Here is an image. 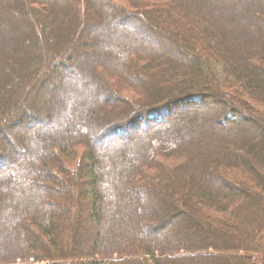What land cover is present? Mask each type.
I'll return each mask as SVG.
<instances>
[{
	"label": "trees",
	"instance_id": "16d2710c",
	"mask_svg": "<svg viewBox=\"0 0 264 264\" xmlns=\"http://www.w3.org/2000/svg\"><path fill=\"white\" fill-rule=\"evenodd\" d=\"M123 1L131 7L0 0V264H264V0H169L189 24L173 19V29H161L141 0ZM140 25L147 37L135 31ZM71 55L85 60L72 66ZM58 66L72 78L55 74ZM102 67L161 94L136 104L109 87ZM58 81L67 89L53 96L59 111L50 113L71 124L56 131L45 120L31 136L37 142L23 148L18 132L41 114L32 94ZM170 104L174 114L200 115L201 128L118 137L139 126L129 121L135 110L146 112V127L170 119L162 111ZM244 121L252 132L240 131ZM110 129L117 140L97 146ZM81 141L87 148L74 151ZM178 147L190 150L189 169L162 164L136 175Z\"/></svg>",
	"mask_w": 264,
	"mask_h": 264
},
{
	"label": "rangeland",
	"instance_id": "374dc122",
	"mask_svg": "<svg viewBox=\"0 0 264 264\" xmlns=\"http://www.w3.org/2000/svg\"><path fill=\"white\" fill-rule=\"evenodd\" d=\"M141 1H142L141 3L144 5L143 9H147L149 11L148 13L154 19L159 21V23L162 25L161 29H162L163 26H164V28L166 27V28L173 29L172 25L176 24V22H173V19H178V22L183 23V25L189 26V24H186V23L183 22V19L185 18V16H184V18H181V16L179 14H177V12L182 9L181 6H178V7L171 6V2H169V0L155 1V4H152V0H141ZM122 2H123L122 4H124V5L128 6V7H131L130 4L127 5L126 1L122 0ZM39 7L41 8L42 6L39 5ZM125 9H127L126 11H128V10L131 11L130 8H125ZM135 20H137V19H135ZM92 22H93V24L98 22L97 17L94 18V19L91 18L90 23H92ZM132 22L133 21H130V23H132ZM86 23L88 24V22H86ZM155 25H156V27L160 28L158 23H156ZM193 27H195L194 30H196L200 26L195 24V26H193ZM135 31L138 34H141L144 37H147L146 33H144V31H145L144 27H141V25L138 28H136ZM99 36H100V33L96 35V37H99ZM191 37H193V33L191 34ZM83 38H86V37H83ZM155 38H157L156 41H158L159 43L161 42V44L159 46H163L162 43L164 44V39H162L161 36H156V35H155ZM85 41L88 42L87 45H90V44L93 45V43L95 42L94 39H86ZM148 42L152 43V44L154 43L153 40L152 41L149 40ZM95 43L98 44V41H96ZM80 47L85 52L86 51L88 52L87 46H81L80 45ZM155 47L158 48V46H156V45H155ZM102 50H103V47H101V53H99L98 58H102V56H103L102 52H104ZM178 52H176L174 54L177 55ZM72 57L73 58H70V61H69V64L72 65V66H75V65L78 66L80 63H82V61L85 60L84 59L85 57L83 55H80V56L74 55ZM4 62H5V60H4ZM100 70H101V72H103V74H102L103 79L106 80V82L108 83V85H109V87L111 89H113V90L116 89L121 96H124V97H127V98L131 99L132 101H134V103L136 102V104H138V103L141 104L144 101L145 102L151 101V99H154L155 96L157 97V96H159L161 94V88L156 89L155 86H152V85L151 86L147 85L145 88H136V87H134L133 84L130 83L129 80H126L125 78H122V77H120L118 75H114V74L109 73V71L106 68L102 67V69H100ZM57 72L60 73V74H58ZM63 72H64V74L66 76L70 75V74H68L69 72L63 66L56 67V69L54 71V73L55 74L57 73L58 75H63V74H61ZM71 76L72 75H70V77ZM89 78L90 79L88 80L87 74H85V77L83 76V74H80V75L78 74L77 75V80H83V79H85V80L87 79L88 81H92L93 80L92 77L89 76ZM75 82H77V81H75ZM159 84L161 85V83H159ZM70 86L71 87L76 86L74 81H71ZM52 87H54V88L52 90L50 89L48 92H42L41 91V92H38V93L34 92L32 94V97L35 98V100H36L35 102H36L37 108L41 109L40 110L41 114L35 115L33 117H29V118H36V121L34 119L31 122H29L31 124L30 127L25 129L23 131V133L22 132H18L16 129H15L16 132H15V130L13 131L14 135H16L18 133H21V137L22 138H20V139L18 138L17 142L20 143V146H23V148L25 146L28 148L27 145L31 146V140H33L34 142H37V139L36 138H31V136L34 137V134H38L39 131L45 130L44 129V125L42 126L41 122H43L45 120H48L52 124L53 129H55L56 131L60 130L63 127H65L66 125L71 124V120L70 119H67V118L63 119L60 116L63 113L60 112L59 116L53 115L55 113L57 114V112L59 111V109H57V103H56L57 101H54L55 97H53V96L62 97V93H63V91H65L67 89V85L64 84V82H62V81H58ZM162 91H164V90H162ZM46 94H47V96H46ZM148 95H149V100L147 99ZM103 97L104 96L102 94V98ZM104 98H108V97H104ZM207 99L208 98H206L205 101ZM110 100H112V98L104 99V102L105 101H110ZM209 101H211V100L206 101V106L208 107V109H210V112L213 113L215 111H213L212 108L208 106ZM66 105H64V106H66ZM201 106L202 105L200 104V107H197V106L193 107V109L195 110L194 113H197V114L201 113L203 111V108ZM257 106L259 108H261V109H264V104L263 103H259L258 102ZM118 107H119V110H120L121 106H118ZM107 108H108V110H110L109 107L107 105H105L104 110L107 109ZM172 109H173L172 105L170 104L168 111H166L164 108H163L162 111H163L164 114H167V112H170V110L172 112ZM51 111H53V114L50 113ZM135 111H136V114H137L136 117L133 118L132 116H130V120L129 121L131 122L130 124H133L134 126L135 125L136 126L139 125L137 127L138 129H136L137 131H134V130H132L130 132L128 131L127 132L128 133V137H127V135H123V136H122V134L119 135L118 137L120 139H122V141H128V140L140 138V136L142 137L143 141H147V137L149 138L153 134L161 132V131H171V132L175 131L176 133L180 132V133H182L184 135L192 136V135H194L195 132H197V129L199 130V128H201L200 125H201L202 118H200V115L193 114L192 112L188 111V109L185 110L183 113H180V114H174L173 113L174 111H173L172 112L173 114L170 116L171 118L170 119L168 118L164 123H162V124H157V123L154 124V123L150 122L151 124L150 125L148 124V126H146V127H143V125H147V124L142 122V121H144L142 117L140 118V115L143 116L146 112L145 111L143 112L142 110H135ZM102 112H103V109H102V111H100V114H98L99 117H100V115L102 116ZM98 115L95 117V119L98 118ZM41 116L43 117L42 119L40 118ZM29 118L27 116H25L23 118V122L24 121L27 122V120ZM179 118H184V120L183 119L179 120ZM102 119H103V117H102ZM187 119H189V121H191V123H188L186 121ZM121 124H123V123H121ZM126 124L127 123H124L125 126H127ZM153 124H154V126L151 127ZM220 126H221V128L224 127V126L222 127V125H220ZM88 128L83 130V134H85L86 136H89L91 134L93 135L94 134L93 133V131H94L93 125H89ZM242 128H245L247 133L248 132H252V127H250L248 125V122H246V121L241 123L240 131L244 130ZM194 129H196V131ZM191 130H193L192 133H190ZM107 131H109V132L106 133V136H111V137L107 138L105 135L102 134L101 137L103 136V139H101L99 141H96L97 142L96 143L97 146L104 147L105 145H108V144L111 145L114 142V140H117L118 137L116 138V136L113 135L114 133H113L112 129L107 130ZM200 131L202 132L203 136H209L210 135L207 132H205V130L203 128L200 129ZM42 132H44V131H42ZM204 133H206V135H204ZM23 134L24 135L28 134L30 136L29 140H26L28 142L30 141L29 143L27 142V144H26V141L24 140V135ZM104 136L106 137V139H104L105 138ZM38 139H39V137H38ZM77 139L75 138V140H77ZM3 141H4L3 142L4 143L3 144L4 149H6V150L9 149L10 145H8V143H6L5 140H3ZM143 141L140 139L138 142L139 143H144ZM22 142H24V143H22ZM86 148L87 147L84 146L83 142L81 141V142H78L77 145L74 148H72V149L74 151L81 152V151H84ZM22 153H23V155L28 154L25 151L22 152ZM188 154H190V150H188V148L178 147V149L173 150L172 152L164 154L162 156V158L159 157L156 160V161H158V164L154 165V164L150 163L147 166H144L140 172L136 173V175L139 176V177H144L146 175H151L155 171L154 167L158 168L162 164H165V165H167L169 167H172V166H175V165L176 166L180 165V167H182V168L184 167L185 169H187V168L189 169L190 165H188L189 163L186 161L187 157L189 158ZM19 159H21V157H19ZM86 162L89 164L90 160L87 159ZM184 164L185 165L187 164V166H183ZM4 169H1L0 171H2ZM233 173H235V174L240 176L241 171L238 169V170H234ZM1 196H2V192H1Z\"/></svg>",
	"mask_w": 264,
	"mask_h": 264
},
{
	"label": "bare ground",
	"instance_id": "6f19581e",
	"mask_svg": "<svg viewBox=\"0 0 264 264\" xmlns=\"http://www.w3.org/2000/svg\"><path fill=\"white\" fill-rule=\"evenodd\" d=\"M179 110H180V109H179V106H176V107H175V112H176V111H179ZM136 129H138V128H135L134 131H137Z\"/></svg>",
	"mask_w": 264,
	"mask_h": 264
}]
</instances>
